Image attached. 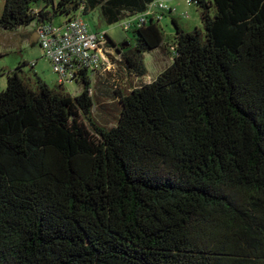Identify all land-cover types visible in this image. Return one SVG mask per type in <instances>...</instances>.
<instances>
[{"label":"trees","instance_id":"16d2710c","mask_svg":"<svg viewBox=\"0 0 264 264\" xmlns=\"http://www.w3.org/2000/svg\"><path fill=\"white\" fill-rule=\"evenodd\" d=\"M38 1L4 0L0 27L95 10L132 21L133 45L104 39L137 81L163 46V14L148 13L163 0ZM186 1L203 32L172 19V63L149 83L112 88L82 69L72 96L6 74L0 264H264V0Z\"/></svg>","mask_w":264,"mask_h":264},{"label":"rangeland","instance_id":"374dc122","mask_svg":"<svg viewBox=\"0 0 264 264\" xmlns=\"http://www.w3.org/2000/svg\"><path fill=\"white\" fill-rule=\"evenodd\" d=\"M3 4L4 0H0V15ZM162 4L164 8L160 7L158 3L150 7L154 15L163 14L158 25L163 33L164 40L163 46L160 48L144 53L143 61L147 70L146 76L138 79L139 81L133 76H128L127 72L124 71L119 63L121 61L120 54L107 50L106 52L112 58H109L107 54L104 56L102 67L97 72L98 75H94L93 82L99 79L102 83L110 84L112 88L116 86L117 88L121 87L129 91L131 88L139 86V84H146L153 81L173 60L170 46L173 42L176 28L172 23V19H175L178 26L185 32H191L195 29L203 32L199 10L194 4H189L186 0H163ZM32 7L34 10L39 11L43 7V0H39ZM169 8L171 12H168ZM49 10L47 9L46 12ZM65 19L64 16H57L52 19L51 23L53 25H59ZM82 19L90 31H96L98 29L106 32L111 41L117 46L124 42L130 45L134 44L135 39L132 29L128 31L123 29V23L126 22L125 19L112 25H106L101 20L97 10L83 16ZM35 29V21L30 25L19 26L14 29L0 27V92L6 87V74L16 69L19 70V76L24 79L36 75L48 86L54 87L56 85V76L52 72L49 62L45 59L41 48L36 42L37 35ZM108 86L103 87V89L109 88ZM94 88L97 91L96 86ZM112 88L103 97L106 101L105 106H109L110 108L113 107V97L111 96L113 93ZM64 89L72 96H77L81 92V86L78 84H67L64 86ZM103 109L100 106L95 111L100 113L102 119H104L102 116ZM116 114L114 111L110 117H107L106 122L109 123L108 126L115 125L114 118Z\"/></svg>","mask_w":264,"mask_h":264},{"label":"built area","instance_id":"2783aa9c","mask_svg":"<svg viewBox=\"0 0 264 264\" xmlns=\"http://www.w3.org/2000/svg\"><path fill=\"white\" fill-rule=\"evenodd\" d=\"M164 8L162 3H158ZM152 6V5H151ZM151 14V9L148 12ZM153 14V13H152ZM143 22V17L139 18ZM132 21L123 23L128 30ZM37 43L59 84H74L79 70L98 72L108 52L105 32L90 31L83 19H67L59 25L43 23L36 26Z\"/></svg>","mask_w":264,"mask_h":264},{"label":"water","instance_id":"95a60500","mask_svg":"<svg viewBox=\"0 0 264 264\" xmlns=\"http://www.w3.org/2000/svg\"><path fill=\"white\" fill-rule=\"evenodd\" d=\"M127 45V44H126Z\"/></svg>","mask_w":264,"mask_h":264}]
</instances>
